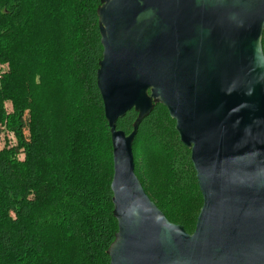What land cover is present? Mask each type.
I'll return each instance as SVG.
<instances>
[{"label":"water","instance_id":"95a60500","mask_svg":"<svg viewBox=\"0 0 264 264\" xmlns=\"http://www.w3.org/2000/svg\"><path fill=\"white\" fill-rule=\"evenodd\" d=\"M97 86L110 128L111 264H264V0H102ZM164 105L191 151L203 206L193 234L137 177L134 142ZM138 114L134 131L117 128Z\"/></svg>","mask_w":264,"mask_h":264},{"label":"trees","instance_id":"16d2710c","mask_svg":"<svg viewBox=\"0 0 264 264\" xmlns=\"http://www.w3.org/2000/svg\"><path fill=\"white\" fill-rule=\"evenodd\" d=\"M102 4L0 0V66H10V74L1 77L0 127L9 121L20 143L0 146V264H111L108 250L119 226L111 190L112 137L97 86L104 53ZM41 65L52 98L62 101L50 116L36 91L49 95L44 84L35 83ZM58 67L67 70L65 81ZM9 97L11 114L3 108ZM27 110L30 136L24 132ZM137 118L132 111L117 128L129 135ZM22 148L25 162L17 160ZM134 157L135 173L152 202L193 234L203 196L191 151L164 105L156 103L140 125Z\"/></svg>","mask_w":264,"mask_h":264},{"label":"rangeland","instance_id":"374dc122","mask_svg":"<svg viewBox=\"0 0 264 264\" xmlns=\"http://www.w3.org/2000/svg\"><path fill=\"white\" fill-rule=\"evenodd\" d=\"M43 67H44L43 65L38 67L37 78L35 79V83L37 86L44 84L46 87V92L49 95L47 96V95L43 94V91L39 90L40 88L37 89L36 91L41 96V98L44 102V105L46 106V104H48L46 115L50 116V114H53L54 112H57V110L61 109L62 101L60 98H58V99L52 98L51 92H50L49 88L46 86L47 85L46 75H45ZM57 69L60 71L59 73L62 77V81H65V79L62 75H63V72L67 71V70L63 67H58ZM7 74H10L9 64L1 65L0 66V88H1V77L5 76ZM66 80L71 81V78H66ZM9 93L12 96L14 91H10ZM12 100L13 99H11L9 97V98H4V101H3V108L5 109V111H7L8 114H11L13 112L14 102ZM50 105H51V107H50ZM70 111L71 110L68 108V106L64 109V112L66 115H67V113H70ZM39 115H40V113H39ZM30 118H31L30 117V111L27 110L25 112V116H24V123H25L24 132H25V135H27V136H30L29 126H28V123L30 122ZM0 128L2 129V132L0 134V138H1V145L0 146H1V148H19L20 143L18 142L19 140L17 139V136H16L17 134H16L14 128H12V124L10 125L9 121H8L7 126L5 125V126H3V128L2 127H0ZM17 160L19 162H25L26 153H25V150L23 148L18 149Z\"/></svg>","mask_w":264,"mask_h":264}]
</instances>
